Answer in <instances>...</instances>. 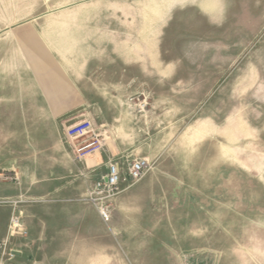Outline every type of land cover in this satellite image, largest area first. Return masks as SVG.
<instances>
[{"label":"crops","instance_id":"1","mask_svg":"<svg viewBox=\"0 0 264 264\" xmlns=\"http://www.w3.org/2000/svg\"><path fill=\"white\" fill-rule=\"evenodd\" d=\"M263 18L264 0H0V200H48L21 207L27 236L9 247V264H90V242L106 236L96 208L80 198L106 173L107 155L100 150L78 158L62 126L89 118L92 105L113 104L107 90L122 88L124 72L174 71L171 57L181 54L171 52L172 42L191 48L234 40ZM259 95L261 104L264 68ZM6 138L20 152L40 153L31 165H6ZM38 167L48 173L31 171ZM6 169L18 171L19 186L6 181ZM139 180L122 177L111 216L139 226L132 232L150 233L145 247L153 249V233H169L170 214L160 215L149 194V208L130 213ZM10 214L0 204V238ZM130 215L137 219L130 222Z\"/></svg>","mask_w":264,"mask_h":264},{"label":"rangeland","instance_id":"2","mask_svg":"<svg viewBox=\"0 0 264 264\" xmlns=\"http://www.w3.org/2000/svg\"><path fill=\"white\" fill-rule=\"evenodd\" d=\"M251 27L234 40L203 42L202 47L172 42L171 52L181 54L171 57L174 71L124 72L122 88L107 90L113 104L92 105L89 118L62 126L74 151L79 139L69 135L68 127L90 121L91 137L104 143L106 163L113 158L123 171L127 161L146 158L149 167L135 187L138 194L129 198L135 201L130 213L145 209L143 204L149 208V194L160 215L170 214L169 233H153V249L145 247L150 233L132 232L139 226L123 225L119 218L120 225L111 216L103 221L105 238L90 242V264H264V102L259 95L264 18ZM35 155L30 147L20 152L6 138V165H31L27 161ZM31 171L48 173L44 167ZM5 177L21 184L15 169H6ZM47 201L0 200L21 223L9 247L27 236L21 207ZM136 219L130 215L128 220ZM159 240L165 247H157Z\"/></svg>","mask_w":264,"mask_h":264},{"label":"built area","instance_id":"3","mask_svg":"<svg viewBox=\"0 0 264 264\" xmlns=\"http://www.w3.org/2000/svg\"><path fill=\"white\" fill-rule=\"evenodd\" d=\"M68 129L70 136L76 140L79 139L78 145L72 144L75 155L78 158H84L87 155L103 149L104 143L101 139L91 137V132L94 129L90 121L83 120L71 127L69 126ZM125 165V175H123L122 166L119 162L110 158L106 163V173L96 179L80 198L83 201L91 203L104 222H108L111 218L112 200L120 191L119 184L122 177L129 178L133 182L141 179L149 167V161L146 158L140 157L127 161ZM20 226L19 217L11 215L6 235L0 238V264H9L10 239L15 233H18V227Z\"/></svg>","mask_w":264,"mask_h":264}]
</instances>
